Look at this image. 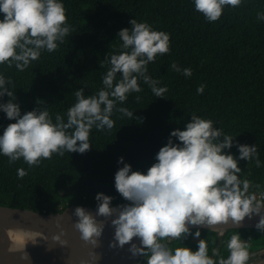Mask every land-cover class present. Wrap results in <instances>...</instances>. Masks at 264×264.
Returning <instances> with one entry per match:
<instances>
[{
  "label": "trees",
  "instance_id": "16d2710c",
  "mask_svg": "<svg viewBox=\"0 0 264 264\" xmlns=\"http://www.w3.org/2000/svg\"><path fill=\"white\" fill-rule=\"evenodd\" d=\"M60 2L66 9L70 32L58 42L57 49L41 50L39 58L23 71L14 64H0V75L11 81L6 87L22 115L46 109L53 123L57 114L67 122L68 109L77 102L76 91L83 89L87 97L104 89L103 77L110 68L111 55L124 51L118 33L130 29L133 19L170 35L169 52L158 54L147 65V75L167 91L163 98L156 97L140 78L141 91L116 104L110 117L113 128L93 127L91 149L84 154L54 153L51 159L30 167L23 158L11 162L0 153V204L51 213L74 204L97 207L98 193L113 197L112 206L127 204L115 188V174L123 167L119 159L123 157L133 171L147 174L169 139L180 143L171 133L185 130L193 115L212 120L213 127L222 129L223 135L238 144L257 146L260 166H256L255 158L239 160V177L251 182L249 191L264 203V19L259 18L264 15V0H241L237 7L225 6L215 22L196 11L195 0ZM3 15L0 13V19ZM173 63L181 71L172 69ZM184 69H191V75L185 76ZM201 85L204 91L199 94ZM10 99L5 95L0 103ZM119 108H127L133 117L120 113ZM15 122L0 111V135ZM225 152L237 158L240 155L235 143ZM20 168L27 173L23 178L17 174ZM197 230L201 232L199 238L206 239L210 256L213 249L218 250L214 259H227L232 235L243 240L261 232L257 228H196L186 238L166 242L173 250L188 247L195 251L192 238ZM248 252L246 264L264 257V247H250ZM139 261L147 264L143 256Z\"/></svg>",
  "mask_w": 264,
  "mask_h": 264
},
{
  "label": "clouds",
  "instance_id": "9594fccd",
  "mask_svg": "<svg viewBox=\"0 0 264 264\" xmlns=\"http://www.w3.org/2000/svg\"><path fill=\"white\" fill-rule=\"evenodd\" d=\"M240 4L241 0H195V9L209 22H215L225 6ZM0 13L4 14L0 19V64L7 63L9 67L14 64L20 71L37 60L41 50L55 51L58 42H63L70 32L66 9L60 0H0ZM259 18L264 19V15ZM130 24V29L118 33L124 51L111 55L110 68L103 77L104 89L87 97L83 89L76 91L77 102L68 109L67 122L57 114L53 123L46 109L22 115L20 105L13 102V93L6 87L11 81L6 82L0 75V98L11 97L7 103H0V111L16 121L0 135V153L11 162L23 158L30 167L39 165L42 159H51L54 153L84 154L91 149L89 135L93 127L113 128L110 117L116 104L126 101L130 93L141 91L140 78L149 84L156 97L163 98L167 88L158 87L159 81L147 75V65L158 54L169 52L170 35L154 31L149 24L138 23L136 19ZM171 68L181 71L175 63ZM117 74H121L118 81ZM183 74L190 76L191 69H184ZM203 91L204 86H199L197 92ZM116 110L133 117L127 108ZM213 124L212 120L193 115L185 130L171 133L180 143L174 144L169 139L147 174L133 171L121 157L118 163L123 167L115 174V188L129 203L113 207V197L98 193L96 215L77 207L74 227L82 240L93 248L99 247L106 226L104 221L110 219L115 232L109 247L130 245L132 257L143 256L147 264H246L248 242L240 235H232L228 241L227 259H214L219 256L217 249L210 256L206 239H198L195 251L188 247L173 250L166 242L192 235L191 226L211 227L230 221L238 225L246 217L260 215L264 210V203L249 191L251 182L239 177L242 172L239 160L255 158L256 166H260L257 146L238 144ZM234 143L240 154L238 158L225 152ZM17 174L23 178L27 173L20 168ZM97 217L104 220L98 221ZM256 227L264 231V215H260ZM194 236L199 238L201 232L197 230ZM134 238L139 240V245L132 243ZM52 239L61 242L60 235ZM21 259L30 262L27 252ZM99 259L98 255L93 256V260Z\"/></svg>",
  "mask_w": 264,
  "mask_h": 264
},
{
  "label": "water",
  "instance_id": "95a60500",
  "mask_svg": "<svg viewBox=\"0 0 264 264\" xmlns=\"http://www.w3.org/2000/svg\"><path fill=\"white\" fill-rule=\"evenodd\" d=\"M120 205H114L117 207ZM77 207H83L88 212L96 215L97 207L90 205L74 204L65 208L63 211L51 213L39 212L33 209L16 207L0 204V264H145L139 261V257H132L129 248L125 245L123 248H110L109 245L114 238V228L111 226V220H105L106 223L99 247L93 248L86 244L74 224L77 217L74 215ZM260 215H264L262 210ZM260 215L253 214L246 217L240 224H234L231 221L224 225L200 226L199 228H211L224 230L229 228H257ZM113 219L115 217H112ZM98 221L104 220L103 217H97ZM59 225V226H58ZM9 226L20 228L45 229L53 232L65 233L68 236H74L76 242L73 245L56 248L52 251L34 256L29 261L22 260L9 254V235L7 228ZM198 227L191 226V229ZM132 243L139 245V240L134 238ZM98 255V261L93 260V256Z\"/></svg>",
  "mask_w": 264,
  "mask_h": 264
},
{
  "label": "bare ground",
  "instance_id": "6f19581e",
  "mask_svg": "<svg viewBox=\"0 0 264 264\" xmlns=\"http://www.w3.org/2000/svg\"><path fill=\"white\" fill-rule=\"evenodd\" d=\"M7 232L9 235V254L20 258L25 252H27L31 258L56 248L73 245L76 242L74 236H68L65 233L48 231L45 229L9 226ZM55 235L61 236V242H56L52 239ZM63 241L65 243L62 245Z\"/></svg>",
  "mask_w": 264,
  "mask_h": 264
},
{
  "label": "rangeland",
  "instance_id": "374dc122",
  "mask_svg": "<svg viewBox=\"0 0 264 264\" xmlns=\"http://www.w3.org/2000/svg\"><path fill=\"white\" fill-rule=\"evenodd\" d=\"M256 235L250 239H243V240L248 242V248H250V247H258V248L264 247V231H261V232H259V234H256ZM192 239H193L192 247L194 246V248L198 249V239L195 238V236ZM255 264H264V257L261 260L255 262Z\"/></svg>",
  "mask_w": 264,
  "mask_h": 264
}]
</instances>
